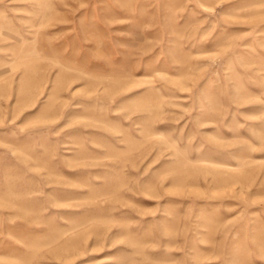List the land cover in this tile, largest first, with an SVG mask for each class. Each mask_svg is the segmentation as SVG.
Segmentation results:
<instances>
[{
    "label": "rangeland",
    "instance_id": "374dc122",
    "mask_svg": "<svg viewBox=\"0 0 264 264\" xmlns=\"http://www.w3.org/2000/svg\"><path fill=\"white\" fill-rule=\"evenodd\" d=\"M0 264H264V0H0Z\"/></svg>",
    "mask_w": 264,
    "mask_h": 264
}]
</instances>
